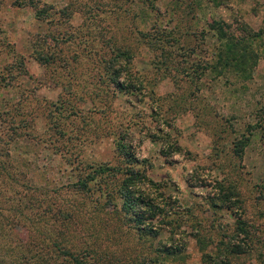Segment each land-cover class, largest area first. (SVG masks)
I'll use <instances>...</instances> for the list:
<instances>
[{"label":"rangeland","instance_id":"rangeland-1","mask_svg":"<svg viewBox=\"0 0 264 264\" xmlns=\"http://www.w3.org/2000/svg\"><path fill=\"white\" fill-rule=\"evenodd\" d=\"M37 1L55 14L0 0V264H203L234 241L238 217L249 249L232 264H264V0ZM219 29L245 39L252 59L225 68ZM119 45L132 51L141 92L103 74L101 55ZM36 49L62 58L42 64ZM124 142L166 184L165 209L191 207L178 215L177 256L158 252L174 225L141 236L113 184H83L88 165L125 162ZM220 186L238 207L211 204ZM44 241L72 253L36 259Z\"/></svg>","mask_w":264,"mask_h":264},{"label":"trees","instance_id":"trees-1","mask_svg":"<svg viewBox=\"0 0 264 264\" xmlns=\"http://www.w3.org/2000/svg\"><path fill=\"white\" fill-rule=\"evenodd\" d=\"M137 1L146 2L147 0H128L129 5L132 3H136ZM12 4L23 7V6H30L35 9V14L40 19H48V15L53 11L52 7L49 6L47 9L45 6H39L37 0H12ZM121 9L122 6H119ZM66 9V10H64ZM67 8H62L59 11L60 15L64 18V20H69L72 16L71 10L67 11ZM122 11L127 12L128 9H122ZM157 28V26H155ZM88 33V31H87ZM91 34V32H90ZM141 36H146L143 32H139ZM73 33H69L66 38H63L61 41L67 42L69 39H72ZM162 33H159V38L162 37ZM219 38L224 40V44L219 52V59L223 60V66L231 67L239 64L241 61H247L252 59L250 53L246 48L245 39L243 38H236L233 35H228L223 30L219 29ZM69 37V38H68ZM50 36L46 37L45 43L48 44ZM158 40V39H157ZM158 42V41H154ZM152 42L151 45L154 43ZM93 52H98L97 50L93 49ZM85 49H82V52L85 54H89L92 50H88L84 52ZM109 51V52H108ZM36 56L35 58L38 62L42 64H48L58 60L56 56L59 57L58 53L49 52H40L39 50H35ZM108 56H106L107 54ZM165 56V53L164 55ZM62 58V57H59ZM101 65L104 69L103 74H108L110 80L115 87L123 92H141L143 88V80L141 79L140 75H136L132 69V59L133 54L130 47L127 46H114L110 47L107 51H104L101 55ZM100 79V78H99ZM102 79V77H101ZM58 128L60 127L59 122L55 124ZM54 132H59L55 130ZM245 146V142H239L238 147L243 149ZM118 151L123 156L125 162L120 166H111V165H99L92 169V165H88L87 168H90L91 171H87L85 174V180L82 179L83 184L91 179L99 178V183L102 185L103 182H106L107 188H109L110 183L113 184L114 190L118 193L119 197L122 200L121 210L125 211V219L126 221L133 224L140 235L147 234L152 237H156L160 235L161 230L164 229L165 225H174L172 226L171 240L169 246L166 243H162V246L158 249V252L165 253V256H177L183 252V245L177 244L175 242V238H173V234L175 233H184L185 231L180 229L182 226V218L179 217L181 212H191V207L185 206L184 210L174 209L175 211L171 212L169 209H165L168 203L165 201L168 196L171 197L169 194H166V184L154 181L151 177L148 176L145 169H141L138 166L139 161H145L143 159H138L135 156V153L131 150L130 145L124 142L123 144L118 146ZM119 177V178H118ZM82 184V185H83ZM101 185L99 188H101ZM71 186V185H69ZM74 187L73 185L71 186ZM220 195H218L217 200L211 201L213 206L221 208L226 207L231 209L232 207L237 206L239 204V199L236 197L237 194L231 190H224L220 186ZM158 199V200H157ZM164 200V203L161 202ZM177 201V199H175ZM174 200V201H175ZM175 201V202H176ZM180 210V211H179ZM72 214V212H70ZM64 220L71 218V215L65 213L62 215ZM197 215L193 213L190 214L187 220L193 219L192 222L193 227L197 228L198 220ZM237 232L235 236L231 237L230 239L234 238V241H229L225 249L227 253H223L222 249H220L219 253L212 255L211 253H204L203 254V264H232L230 260L231 254H239L246 252L249 249L248 243H246V239L249 238L250 229L248 228V224L245 223L243 220H240V217L237 219ZM191 229H194V228ZM240 233L244 234L246 239L240 238ZM195 236V235H194ZM238 237V238H237ZM30 236L27 235V238L24 239V244L27 243L25 240H29ZM239 239V241L237 240ZM61 244H57L56 242H50L46 245V241H44L43 245L41 246L39 253L36 259H41L44 256L43 251L46 253H63L65 256L70 255L72 251L70 247L66 245L62 248L58 247ZM65 246V247H64ZM51 250V251H48ZM165 257V258H166ZM24 258V256H23ZM24 259H29L24 258ZM264 263V261H262ZM186 264V263H185Z\"/></svg>","mask_w":264,"mask_h":264}]
</instances>
